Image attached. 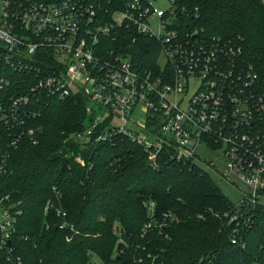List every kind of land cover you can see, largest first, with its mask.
I'll return each instance as SVG.
<instances>
[{"label": "built area", "instance_id": "obj_1", "mask_svg": "<svg viewBox=\"0 0 264 264\" xmlns=\"http://www.w3.org/2000/svg\"><path fill=\"white\" fill-rule=\"evenodd\" d=\"M120 1L123 7L111 10L101 0H0V92L20 81L26 87L0 97V126L16 146L28 133L33 138L27 121L50 99L83 96L93 116L86 135L109 120L96 140L124 133L151 157L221 158L246 185L224 213L233 242L245 247L242 232L264 209V76L245 55L242 36L209 33L175 0L166 9L155 0ZM120 28L161 43L157 68L139 69L131 53L103 50V37ZM15 221L0 199V246Z\"/></svg>", "mask_w": 264, "mask_h": 264}, {"label": "trees", "instance_id": "obj_2", "mask_svg": "<svg viewBox=\"0 0 264 264\" xmlns=\"http://www.w3.org/2000/svg\"><path fill=\"white\" fill-rule=\"evenodd\" d=\"M175 2L196 12L209 33L242 36L264 76L261 0ZM103 43L104 51L131 53L139 69L158 67L162 45L153 37L120 28ZM18 84L0 97L26 88ZM86 106L83 96L50 99L27 121L33 138L28 133L16 146L0 126V199L16 217L0 264H264V209L242 232L246 246L234 243L224 213L236 204L199 164L166 152L151 157L124 133L96 140L110 130L108 119L86 135L93 119Z\"/></svg>", "mask_w": 264, "mask_h": 264}, {"label": "rangeland", "instance_id": "obj_3", "mask_svg": "<svg viewBox=\"0 0 264 264\" xmlns=\"http://www.w3.org/2000/svg\"><path fill=\"white\" fill-rule=\"evenodd\" d=\"M155 6L166 9L170 5L169 0H155ZM156 29V28H155ZM164 57H161V61H163ZM195 86V83L192 84V89ZM110 110L107 109L106 113H109ZM115 124L120 125L121 121L118 117L114 118ZM199 164L210 176L211 178L219 185L222 191L230 198V200L237 204L241 201L244 190L246 189L245 183L238 177L230 174L228 170L225 168L224 162L221 158H214L211 160L210 158H206L205 160H197L195 161ZM227 173L224 175L223 173ZM234 180L235 182L230 181Z\"/></svg>", "mask_w": 264, "mask_h": 264}]
</instances>
